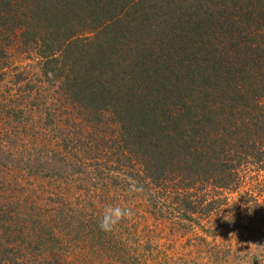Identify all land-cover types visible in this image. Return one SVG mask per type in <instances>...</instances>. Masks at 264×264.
Returning <instances> with one entry per match:
<instances>
[{
	"label": "trees",
	"instance_id": "trees-1",
	"mask_svg": "<svg viewBox=\"0 0 264 264\" xmlns=\"http://www.w3.org/2000/svg\"><path fill=\"white\" fill-rule=\"evenodd\" d=\"M3 26L36 48L64 105L116 127L102 166L136 165L184 219L264 169V0H0Z\"/></svg>",
	"mask_w": 264,
	"mask_h": 264
},
{
	"label": "rangeland",
	"instance_id": "rangeland-1",
	"mask_svg": "<svg viewBox=\"0 0 264 264\" xmlns=\"http://www.w3.org/2000/svg\"><path fill=\"white\" fill-rule=\"evenodd\" d=\"M19 33L0 27L3 264H264V169L209 191L212 210L184 219L174 193L140 179L136 165L107 168L116 127L107 115L84 122L80 110L64 105ZM48 146L57 147L63 172L41 164L52 155ZM110 205L133 217L106 234L99 224Z\"/></svg>",
	"mask_w": 264,
	"mask_h": 264
},
{
	"label": "clouds",
	"instance_id": "clouds-1",
	"mask_svg": "<svg viewBox=\"0 0 264 264\" xmlns=\"http://www.w3.org/2000/svg\"><path fill=\"white\" fill-rule=\"evenodd\" d=\"M132 217L133 212L131 209L119 205H110L104 209L103 218L99 224V228L102 232L108 234L113 232L122 221L131 220Z\"/></svg>",
	"mask_w": 264,
	"mask_h": 264
}]
</instances>
